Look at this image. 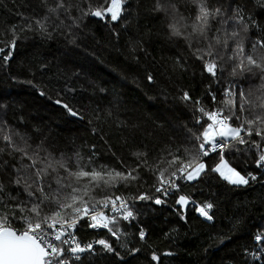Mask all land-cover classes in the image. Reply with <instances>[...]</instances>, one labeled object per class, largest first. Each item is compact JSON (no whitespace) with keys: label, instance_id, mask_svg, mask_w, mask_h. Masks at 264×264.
Segmentation results:
<instances>
[{"label":"trees","instance_id":"trees-1","mask_svg":"<svg viewBox=\"0 0 264 264\" xmlns=\"http://www.w3.org/2000/svg\"><path fill=\"white\" fill-rule=\"evenodd\" d=\"M76 2L86 9L89 3L102 0ZM176 3L185 17L194 15L190 0ZM208 4L221 8L226 16L234 17L240 9L249 25L247 33L241 32L245 52L257 57L264 54V49L253 53L251 48L264 39V0H208ZM154 5L155 0H127L116 22L84 16L71 34L49 28V37L37 31L34 23L32 30H19L45 15L42 0H0V41L17 38L12 59L0 67V120L29 137L33 148L43 143L56 157L78 151L86 159L94 152L96 164L117 170L121 162L139 163L133 155L138 152L147 154L149 164L171 159L169 153L190 158L185 149L195 152L192 132L200 130L193 115L195 101L199 99L207 109L222 107V90L233 84L237 93L242 88L255 99L264 96V79L248 73L233 77L229 62L222 73L217 72L220 83H215L185 41L170 36L169 20L154 11ZM73 15L80 13L73 10ZM217 26L213 23V28ZM209 85L216 93L215 103L208 94ZM183 91L191 101H181ZM57 99L61 104L55 103ZM63 104L78 113L76 119ZM238 147L244 151L226 149L224 159L241 175L257 174L258 150ZM203 161L205 173L197 180L181 182L179 193L159 205L136 199L141 193H155L156 177L145 167L139 169V180L111 189L133 201L135 218L119 221L118 239L81 224L76 233L81 240L94 241V253H84L76 264H158L151 259L153 253L160 257L159 264H264V254L260 260L245 254V248L255 250L256 230L264 229V177L257 176L249 185H232L211 171L218 154ZM10 172L9 168L0 174L6 191L12 196L19 192L20 199H27L22 188L9 184ZM179 194L195 203L181 209L175 204ZM207 203L213 204L209 222L196 214L197 206ZM99 239L109 241L119 256L96 244Z\"/></svg>","mask_w":264,"mask_h":264},{"label":"snow or ice","instance_id":"snow-or-ice-1","mask_svg":"<svg viewBox=\"0 0 264 264\" xmlns=\"http://www.w3.org/2000/svg\"><path fill=\"white\" fill-rule=\"evenodd\" d=\"M190 2L195 5L191 17L180 12L176 0H155L154 11L164 13L169 20L170 36L185 41L192 56L202 63L204 71L214 78V82L220 83L217 72L222 73L224 65L229 62L233 77L248 73L264 79V54L257 57L245 52L241 32L247 33L249 25L245 23L242 11L237 9L234 17L226 16L221 8L209 7L208 0ZM126 3L127 0H102L96 5L89 3L84 9L76 0H51V3L42 0L45 15L29 21L19 30H32L34 23L37 31L49 37L52 35L49 28L71 34V28L78 26L84 16L109 23L120 20ZM73 10L80 15H73ZM213 23L218 26L213 28ZM0 43L4 45L0 47L2 67L12 59L17 38L14 36L10 41ZM251 48L253 53L258 48L264 49V39H258ZM179 66L183 67L182 64ZM148 79L151 81L153 77L149 74ZM208 89L215 103L216 93L211 90V85ZM222 94L225 97L220 102L222 107L207 109L199 99L195 101L197 107L193 115L200 130L192 132L197 141L195 152L185 149L190 158L169 153L171 159L149 164L147 154L138 152L133 155L140 162L135 166L121 162V170L96 164L94 152L86 159L78 151L73 156L62 153L56 157L44 148L43 143L33 148L29 137L0 120V174L7 173L10 168L9 184L22 188L27 196V199H20L19 192L12 196L6 191L4 181L0 180V264H76L81 261L83 253H94V245L82 244L76 235L81 222L92 229H105L118 239L119 221H130L135 216L129 200L111 189L120 184L127 187L139 180L141 167L153 172L156 177L154 191L160 195L141 193L136 199L151 200L157 205L165 203L169 195L179 193L178 181H194L205 173L207 165L202 157L212 153L219 155V163L211 171L219 173L229 184L241 186L249 185L250 180L256 181V175L250 172L241 175L231 167L224 159V151H244L238 145L246 146L249 151L258 150L256 167L264 168V96L252 99L253 94L245 93L242 88L237 93L234 84L225 87ZM180 99L188 102L191 96L183 91ZM55 103L61 104V100L57 99ZM62 106L72 116L78 115L68 104ZM253 136L259 139H252ZM161 164L167 166L161 167ZM190 203L195 201H190L186 194H179L175 199L181 209ZM212 208L213 204L207 203L196 210L211 221ZM16 222L20 226H16ZM139 235L144 239L145 232L141 229ZM253 241L255 250L245 248V254L260 260L264 254V229L256 230ZM95 243L119 256L109 241L99 239ZM151 259L159 264L160 257L155 253Z\"/></svg>","mask_w":264,"mask_h":264},{"label":"built area","instance_id":"built-area-1","mask_svg":"<svg viewBox=\"0 0 264 264\" xmlns=\"http://www.w3.org/2000/svg\"><path fill=\"white\" fill-rule=\"evenodd\" d=\"M214 155H217L216 153H212V154H210L208 157H202V159L203 160H205V159H207V158H209V157H211V156H214ZM254 168L256 169V172H257V174H255L256 176H262V177H264V168H257L256 167V163L254 164ZM181 182H184V181H178V183L179 184H181ZM157 195H160L159 193H154L153 194V196H157ZM171 196H173V195H169L167 198H169V197H171ZM162 199H164L163 197H162ZM130 202V204L133 202V201H129ZM198 207H201V206H197V208ZM132 210V209H131ZM196 214L202 219V220H204V221H206V222H209V220H207L205 217H203V216H201L200 215V213L196 210ZM122 222H131L132 221V219L130 220V221H123V220H121ZM81 224L82 225H84V226H86L83 222H81ZM86 229L87 230H89V231H93V232H102V233H108L107 232V230H105V229H92V228H89V227H87L86 226ZM76 235H77V237H78V239L81 241V243L82 244H87V243H92V244H94V241H92V240H81V238H80V236L76 233ZM86 253V252H85ZM84 254V253H83ZM82 254V255H83Z\"/></svg>","mask_w":264,"mask_h":264},{"label":"water","instance_id":"water-1","mask_svg":"<svg viewBox=\"0 0 264 264\" xmlns=\"http://www.w3.org/2000/svg\"><path fill=\"white\" fill-rule=\"evenodd\" d=\"M94 18H95V17H94ZM97 19H98V18H97ZM69 114H70V113H69ZM70 116H71L72 118H75V119L77 118V116H72L71 114H70ZM183 209H184V208H183Z\"/></svg>","mask_w":264,"mask_h":264},{"label":"rangeland","instance_id":"rangeland-1","mask_svg":"<svg viewBox=\"0 0 264 264\" xmlns=\"http://www.w3.org/2000/svg\"><path fill=\"white\" fill-rule=\"evenodd\" d=\"M218 163H219V161H218ZM218 175H219V173H217ZM220 176V175H219ZM221 177V176H220ZM222 178V177H221ZM223 179V178H222ZM224 180V179H223ZM226 181V180H225ZM227 182V181H226Z\"/></svg>","mask_w":264,"mask_h":264},{"label":"bare ground","instance_id":"bare-ground-1","mask_svg":"<svg viewBox=\"0 0 264 264\" xmlns=\"http://www.w3.org/2000/svg\"><path fill=\"white\" fill-rule=\"evenodd\" d=\"M187 208V207H186Z\"/></svg>","mask_w":264,"mask_h":264}]
</instances>
